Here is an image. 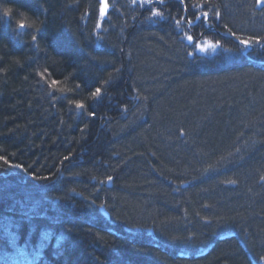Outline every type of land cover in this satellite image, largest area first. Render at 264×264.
<instances>
[{
    "label": "trees",
    "instance_id": "obj_1",
    "mask_svg": "<svg viewBox=\"0 0 264 264\" xmlns=\"http://www.w3.org/2000/svg\"><path fill=\"white\" fill-rule=\"evenodd\" d=\"M105 2L0 0V264H263L264 2Z\"/></svg>",
    "mask_w": 264,
    "mask_h": 264
},
{
    "label": "snow or ice",
    "instance_id": "obj_2",
    "mask_svg": "<svg viewBox=\"0 0 264 264\" xmlns=\"http://www.w3.org/2000/svg\"><path fill=\"white\" fill-rule=\"evenodd\" d=\"M160 3H163V0H159ZM181 3H184V0H180ZM258 3L260 2H264V0H257ZM106 10H107V3L106 2H103L102 0V6H101V9H100V16L103 18L105 16V13H106ZM3 15L5 17H9L10 15V10L9 9H5L4 12H3ZM153 15H161V13L159 12H154ZM217 16H219V13H217ZM201 17H196V19H200ZM203 18L204 20H207L208 18V14L207 13H204L203 14ZM191 22V21H190ZM177 23H179V21H177ZM100 25L97 24V27H99ZM20 28H24L25 25L24 24H20L19 25ZM32 39L35 41L36 40V37L33 36ZM189 39H191V37H189ZM259 42V41H257ZM241 44H244L245 46H247L249 44V41H245V40H242L240 41ZM190 54V53H189ZM101 93V89L100 88H96L95 91L92 92V96L93 97H97L99 96ZM76 108L77 109H82L84 108V104L81 103V102H76ZM0 160H4V158L2 156H0ZM5 163H7V161H5ZM109 180H111V177L108 178ZM262 179H264V177H262ZM262 259H264V257H262Z\"/></svg>",
    "mask_w": 264,
    "mask_h": 264
},
{
    "label": "rangeland",
    "instance_id": "obj_3",
    "mask_svg": "<svg viewBox=\"0 0 264 264\" xmlns=\"http://www.w3.org/2000/svg\"><path fill=\"white\" fill-rule=\"evenodd\" d=\"M152 1L153 0H136V2L139 3L140 5H147L150 4ZM103 2H105V0H103ZM195 48L196 51L200 53L211 54V52H213L211 44L208 43L207 41H202V42L198 41L197 44L195 45ZM263 264H264V260H263Z\"/></svg>",
    "mask_w": 264,
    "mask_h": 264
},
{
    "label": "bare ground",
    "instance_id": "obj_4",
    "mask_svg": "<svg viewBox=\"0 0 264 264\" xmlns=\"http://www.w3.org/2000/svg\"><path fill=\"white\" fill-rule=\"evenodd\" d=\"M242 40H244V39H241L240 41H242ZM245 41H247V40H245ZM243 45H244V44H243ZM211 46H212V50H213V51H214L215 49L218 48V46H217L216 43L212 44ZM245 47H246L245 51L251 49V44H250V42H249V44H248L247 46H245ZM245 51H244V52H245ZM237 57H238V54H231V55H230V59H236ZM99 210H100V212L103 213V214H108V212H107V210L105 209L104 206H100Z\"/></svg>",
    "mask_w": 264,
    "mask_h": 264
},
{
    "label": "water",
    "instance_id": "obj_5",
    "mask_svg": "<svg viewBox=\"0 0 264 264\" xmlns=\"http://www.w3.org/2000/svg\"><path fill=\"white\" fill-rule=\"evenodd\" d=\"M111 184V181L110 180H108V182H107V185H110Z\"/></svg>",
    "mask_w": 264,
    "mask_h": 264
}]
</instances>
